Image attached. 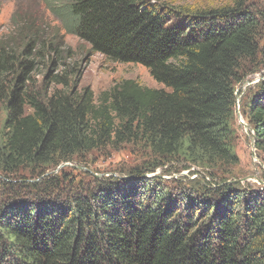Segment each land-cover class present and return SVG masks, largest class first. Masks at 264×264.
I'll return each mask as SVG.
<instances>
[{"label":"trees","instance_id":"obj_1","mask_svg":"<svg viewBox=\"0 0 264 264\" xmlns=\"http://www.w3.org/2000/svg\"><path fill=\"white\" fill-rule=\"evenodd\" d=\"M39 1L66 35L166 89L127 80L95 99L56 74L58 33L30 22L0 39V264H264V187L218 180L240 166L236 87L256 76L242 117L264 154V11L248 0ZM122 146L147 159L128 179L57 171ZM190 168L215 173L193 188L156 175Z\"/></svg>","mask_w":264,"mask_h":264},{"label":"rangeland","instance_id":"obj_2","mask_svg":"<svg viewBox=\"0 0 264 264\" xmlns=\"http://www.w3.org/2000/svg\"><path fill=\"white\" fill-rule=\"evenodd\" d=\"M161 2L172 6L199 9L226 5L232 0H161ZM248 2L259 10L264 11V0H248ZM30 22L40 27L44 34L58 33V37L60 36L63 39L65 51L62 60H60L61 66L58 67L56 74L62 75L64 78L67 77V79L72 81H77L76 89L78 92L84 88H89L96 99L101 92L127 80H134L148 89H166L163 85L156 83L145 68L134 64L107 62L101 55L91 52L89 46L79 41L76 37L66 35L60 23L39 0H0V39L16 33L18 29H23ZM47 70L45 61L40 62V66L35 72V80L38 83L43 81ZM261 78V76L259 78L257 76L252 77L236 87L235 125L240 135L236 154L240 159V166L236 169L228 170L225 176H219V181L234 179V181H238L241 184L246 182V184L255 189L264 187V154L257 153L252 147L251 133L249 129L246 131L244 128V125L248 126V124L242 117L244 102L254 86H252V82L256 83V80L259 81ZM254 82L253 84H255ZM72 85L73 83L70 84V87ZM53 88L61 89L60 86L52 85ZM2 117L3 113L0 105V119ZM240 122L244 123V125L242 126ZM83 160L85 161L84 166L73 163L68 164V166H62L60 169H64L67 178L74 179L76 183L82 181L84 184L90 181L89 176H94L97 179L112 177L122 181L129 178L123 175L126 171L147 161L139 153V150L132 146H122L118 151L110 149L93 151L90 154L83 155ZM208 173H215V171L206 172L204 169L190 168V172L180 171V173L176 172L170 176H162V171L158 170L156 175L162 177L164 181L169 179L175 181L185 177V179H181L182 181L176 182L193 188L196 186L197 181L207 177ZM152 176H147V178ZM168 182L172 183L171 181ZM176 182L175 184H177ZM192 182L193 184H191Z\"/></svg>","mask_w":264,"mask_h":264},{"label":"water","instance_id":"obj_3","mask_svg":"<svg viewBox=\"0 0 264 264\" xmlns=\"http://www.w3.org/2000/svg\"><path fill=\"white\" fill-rule=\"evenodd\" d=\"M254 82V81H253ZM253 82H252V84H253ZM255 83V82H254ZM242 126L244 125L243 123H240ZM244 128L246 129V131H247V129H249V131L251 132V128H250V126L248 125H244ZM252 147L254 148V141H253V139H252ZM62 166H60L58 169H57V171L61 168ZM56 171V172H57ZM244 180H247V179H244Z\"/></svg>","mask_w":264,"mask_h":264},{"label":"built area","instance_id":"obj_4","mask_svg":"<svg viewBox=\"0 0 264 264\" xmlns=\"http://www.w3.org/2000/svg\"><path fill=\"white\" fill-rule=\"evenodd\" d=\"M256 82H257V80H256ZM241 123V122H240ZM244 124V123H243Z\"/></svg>","mask_w":264,"mask_h":264}]
</instances>
